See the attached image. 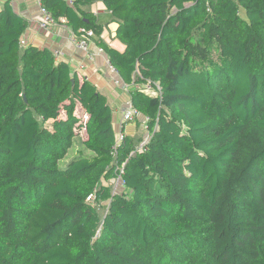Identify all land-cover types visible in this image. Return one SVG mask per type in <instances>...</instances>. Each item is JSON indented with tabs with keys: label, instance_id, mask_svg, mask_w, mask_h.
Wrapping results in <instances>:
<instances>
[{
	"label": "trees",
	"instance_id": "16d2710c",
	"mask_svg": "<svg viewBox=\"0 0 264 264\" xmlns=\"http://www.w3.org/2000/svg\"><path fill=\"white\" fill-rule=\"evenodd\" d=\"M40 2L77 37L101 2L109 65L160 94L129 91L151 137L116 145L106 97L0 6V264H264V0Z\"/></svg>",
	"mask_w": 264,
	"mask_h": 264
},
{
	"label": "crops",
	"instance_id": "0c3cea01",
	"mask_svg": "<svg viewBox=\"0 0 264 264\" xmlns=\"http://www.w3.org/2000/svg\"><path fill=\"white\" fill-rule=\"evenodd\" d=\"M38 0H10L13 11L27 22L22 40L25 45L33 46L38 49H47L54 53L58 52L57 59L70 65L73 72L77 64L85 61V55L75 49L70 42L71 30L63 24H58L45 30L40 27L41 16L38 8ZM81 10L93 15L96 24L101 27L100 36L90 41V54L94 56L93 62L88 63L86 70L78 74V79H85L106 97L107 104L112 110V123L115 131L121 130L120 123L123 120L124 110L131 105L129 102L120 104V107L113 106L112 102L121 99L123 94H128L133 90L129 87L128 91L120 88L123 83L117 73L109 68V62L104 52H99L98 41L105 43L111 48L119 51L123 46L115 39L117 23L111 13L105 10L101 2H94L84 6ZM124 84V83H123ZM126 85V84H125ZM129 86V85H128ZM131 86V85H130ZM130 98V97H129ZM115 105V104H114ZM124 132L133 139H139L143 135L141 130L146 128L144 119L138 116L133 123H123Z\"/></svg>",
	"mask_w": 264,
	"mask_h": 264
},
{
	"label": "built area",
	"instance_id": "2783aa9c",
	"mask_svg": "<svg viewBox=\"0 0 264 264\" xmlns=\"http://www.w3.org/2000/svg\"><path fill=\"white\" fill-rule=\"evenodd\" d=\"M5 2H10V0H0V6L5 3ZM38 8H39V13L41 16V22H40V27L42 29H49L50 27H54L58 24H65V20L61 19L59 22L55 21L53 19V17L51 16V14L49 12H47L44 7L41 5L40 0H38ZM95 38V34L93 33L92 30H80V36L77 37L74 33L71 32V36H70V42L73 44V46L75 47V49L79 52H82L86 57H85V61L77 64L75 67V71L74 73H76V75L78 76V74L82 73L84 70H86L88 63L93 62L94 60V56L92 54H90V41L93 40ZM21 45H25V43L23 42V40L21 41ZM99 52H103L100 48H99ZM53 55L56 57H58V52H54ZM110 70L114 73H116L114 71V69L109 66ZM80 72V73H79ZM129 87H132L133 89L140 91L141 93L150 96V97H157L160 94V87L157 83H152L150 81H147L144 84H132L131 86L125 85V84H121L120 88L124 89L125 91L129 90ZM139 116V114L137 113V111H135L131 105H129L125 110L124 113L122 115L123 120L122 123H120V128L122 129V124L123 123H133L135 121V119ZM86 120V116L85 119ZM147 129V128H146ZM85 134V131H83ZM125 137V132L124 134L122 133L121 130L116 131V145H120ZM151 136H147V138H145L144 140H142V142L138 145L137 147V151L143 150L144 147L146 146V144H148L149 140H150ZM134 153H131V155ZM119 180H117L115 182V186H114V191L117 188ZM113 191V192H114ZM90 198H88L89 200Z\"/></svg>",
	"mask_w": 264,
	"mask_h": 264
},
{
	"label": "rangeland",
	"instance_id": "374dc122",
	"mask_svg": "<svg viewBox=\"0 0 264 264\" xmlns=\"http://www.w3.org/2000/svg\"><path fill=\"white\" fill-rule=\"evenodd\" d=\"M240 14H241L242 17H244V12H243V11H241ZM129 99H130V98H129L128 94H123V96L121 97L120 100H118V101H114V102H112V104H113V106L120 107V106H121L122 104H124L125 102H129V101H128ZM114 104H115V105H114ZM120 104H121V105H120ZM75 114H76L77 117L80 119V121H83V120L85 119V113H84V111H83L79 106L76 108ZM50 123H51V122H50ZM47 125H49V124H47ZM141 131H142V133H143V135L141 136L142 140H144L145 138H147V136H151V135L148 133V131H147L146 128H144V130H141ZM78 132H79V131H77V133H78ZM84 138H85V134H84L83 131H81V132H79V134H77V136L74 138V140H73V142H72V148L69 150L68 155H67V157H66V160H70V159L75 158L76 156H78V154H79L80 152H84V153H86L85 150H84V147H83V145H82V141H83ZM137 146H138V145H137ZM137 146H136V147H137ZM66 160H65L64 162H66ZM63 165H65V164H62V166H63ZM114 186H115V185H113V189H114ZM101 212H102V211H101Z\"/></svg>",
	"mask_w": 264,
	"mask_h": 264
}]
</instances>
